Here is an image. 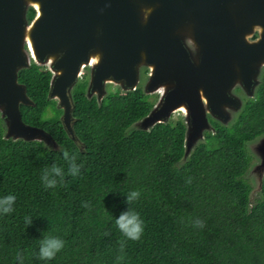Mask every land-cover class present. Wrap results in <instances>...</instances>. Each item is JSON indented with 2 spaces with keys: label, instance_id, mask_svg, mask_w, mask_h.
<instances>
[{
  "label": "trees",
  "instance_id": "obj_1",
  "mask_svg": "<svg viewBox=\"0 0 264 264\" xmlns=\"http://www.w3.org/2000/svg\"><path fill=\"white\" fill-rule=\"evenodd\" d=\"M19 78L35 103L21 106L24 122L49 132L60 151L5 140L0 121V196H16L14 212L0 215V264H264V183L253 202L247 178L254 161L248 143L264 135V76L231 125L211 121L215 133H206L183 165L182 120L150 131L132 129L153 107L141 87L116 88L99 105L87 97V83H78L73 95L79 146L48 99L51 73L33 64ZM51 107L54 115L47 117ZM64 150L80 166L76 176L68 173ZM53 164L65 175L46 189L40 176ZM132 190L141 196L127 205ZM127 207L143 221L138 240L126 238L115 224ZM195 219L204 227H193ZM44 236L65 241L47 262L38 258Z\"/></svg>",
  "mask_w": 264,
  "mask_h": 264
},
{
  "label": "water",
  "instance_id": "obj_2",
  "mask_svg": "<svg viewBox=\"0 0 264 264\" xmlns=\"http://www.w3.org/2000/svg\"><path fill=\"white\" fill-rule=\"evenodd\" d=\"M31 9L36 14L29 23ZM186 41L198 46L194 60ZM32 62L50 70L48 99L62 111L60 122L79 146L73 91L82 68L90 66L86 95L99 105L109 95L108 85L135 91L143 69H149L143 92L160 98L132 129L150 131L182 112L183 165L206 133H215L209 115L229 126L241 112L244 102L234 93L236 87L253 99L262 84L264 0H0L4 139L40 142L60 151L49 132L22 118L21 106L35 103L19 73ZM248 147L257 158L249 171L257 180L252 196L264 183V135Z\"/></svg>",
  "mask_w": 264,
  "mask_h": 264
},
{
  "label": "clouds",
  "instance_id": "obj_3",
  "mask_svg": "<svg viewBox=\"0 0 264 264\" xmlns=\"http://www.w3.org/2000/svg\"><path fill=\"white\" fill-rule=\"evenodd\" d=\"M63 158L67 161L68 173L72 176H76L79 173V165L75 162V156L70 155L67 150H64ZM65 173L64 170L53 164L50 168H46L41 176V182L43 186L47 188H55L59 181L63 180ZM141 196L139 190H132L127 193L125 196V202L127 205H131L134 202L138 201ZM16 202V196L13 194H5L0 196V215H8L14 212V205ZM89 207L88 204L84 205ZM26 223L31 224V218H26ZM115 224L120 232L128 239L138 240L143 232V221L141 220L139 214L131 209L126 208L122 211L117 217H115ZM192 226L195 228H203L204 222L200 219H195L192 221ZM65 246V241L58 236H44L39 244L38 249V258L41 261H50L54 259ZM122 250V249H121ZM123 257H117V259H122ZM18 259H22L18 257Z\"/></svg>",
  "mask_w": 264,
  "mask_h": 264
},
{
  "label": "flooded vegetation",
  "instance_id": "obj_4",
  "mask_svg": "<svg viewBox=\"0 0 264 264\" xmlns=\"http://www.w3.org/2000/svg\"><path fill=\"white\" fill-rule=\"evenodd\" d=\"M31 13H34V15H33V17L32 18H30V14ZM35 14H36V11H35V9H31L29 12H28V20H29V23L33 20V18L35 17ZM256 36H257V34H255V36L253 37V38H256ZM185 47H186V49H187V51H188V54H189V56H190V59L191 60H194L195 58H196V56L198 55V46H197V44H195L194 42H191V41H186L185 42ZM25 48L29 51L30 50V48H29V45L26 43L25 44ZM193 62V61H192ZM34 63L32 62V65H33ZM31 65V66H32ZM36 65V64H35ZM42 67H44V66H42ZM46 70H48L49 72H50V70L47 68V67H44ZM51 73V72H50ZM150 73V70L149 69H143V71H142V78H144V82L146 81V79L148 78V74ZM19 75H20V73H19ZM52 75V74H51ZM89 76H90V66H84L83 68H82V75H81V78H80V81H79V83L80 82H86L87 83V87H88V83H89ZM263 76H264V71H263V74H261V79L263 80ZM19 82L21 83V84H23L21 81H20V78H19ZM144 82H143V84H144ZM143 84L142 85H140L141 86V88L143 89ZM78 85V84H77ZM76 85V86H77ZM139 86V87H140ZM113 88H115V87H113ZM116 88H118V87H116ZM115 88V89H116ZM259 88V87H258ZM258 88H257V91H258ZM119 89V88H118ZM120 90V89H119ZM257 91H256V93H257ZM234 93L237 95V96H239L242 100H243V102H244V104H243V107H244V105H245V102H246V100H248V98H247V96L242 92V89L240 88V87H236V89L234 90ZM147 96H149V99L150 98H155V100L152 102L151 101V103L153 104V106L157 103V101L159 100V98H160V94H152V95H147ZM156 97H157V99H156ZM95 98V97H94ZM55 102V101H54ZM55 108H56V102H55ZM57 109V108H56ZM243 109V108H242ZM58 110V109H57ZM60 111V110H59ZM54 113V112H53ZM240 113V112H239ZM239 113H237L236 115H235V117L239 114ZM61 115H62V111H60V116H59V119H60V117H61ZM183 116V114H181V116L180 117H182ZM209 119H210V121H215L210 115H209ZM181 120V119H180ZM0 121H1V118H0Z\"/></svg>",
  "mask_w": 264,
  "mask_h": 264
},
{
  "label": "rangeland",
  "instance_id": "obj_5",
  "mask_svg": "<svg viewBox=\"0 0 264 264\" xmlns=\"http://www.w3.org/2000/svg\"><path fill=\"white\" fill-rule=\"evenodd\" d=\"M143 82H144V78H142V81H141V84H140V85H142ZM113 87H115V86L108 85V93L113 92V91L115 90L116 87H115V88H113ZM140 87H141V86H140ZM156 99H157V97H156ZM154 100H155L154 97L149 99V101H152V102H153ZM181 114H183V113H182V112H179V113L175 114V115L172 117V120H171V121H175V120H178V119H182V117H180ZM53 115H54V113H53V111H52V107H51V108L48 110V112H47V117H50V116H53ZM236 117H237V116H236ZM248 148H249V147H248ZM248 150H249V149H248ZM253 158H254V161H253L252 165H255V164H257V158H255L254 156H253ZM249 171H250V169H249ZM249 171H248V174H247V178L249 179V181H250V183H251V185H252V187H253V190H255V189L257 188V180L254 178V176H250ZM253 190H252V191H253ZM259 192H260V191L256 190V191L253 193V195L251 196L253 202H254L255 199L258 197Z\"/></svg>",
  "mask_w": 264,
  "mask_h": 264
}]
</instances>
